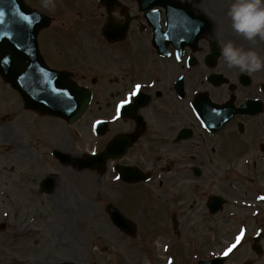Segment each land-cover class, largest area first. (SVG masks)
<instances>
[{
  "label": "flooded vegetation",
  "instance_id": "obj_1",
  "mask_svg": "<svg viewBox=\"0 0 264 264\" xmlns=\"http://www.w3.org/2000/svg\"><path fill=\"white\" fill-rule=\"evenodd\" d=\"M98 3L102 11L93 35L96 49L85 45L84 59L60 55L57 62L48 61L41 52L49 67L68 72L85 93L88 100L81 118L69 124L26 108L22 101L38 127L43 118L67 125L82 121L85 149L74 153V133L68 128L66 137L64 128L46 137L36 129L41 147H35L28 158L21 155L27 182L40 194H50L59 183L61 168L70 176L80 172L85 188L99 187L108 213V204L120 210L121 192L130 187L147 191L154 173L164 172L165 218L173 228L174 222L193 216L208 221L233 205L229 218L235 219L237 229L229 237H241L237 249L250 235L249 248L261 256L264 224L250 233L248 221L261 223L264 194L254 197L243 192L232 204L225 195L244 181L261 183L264 191V72L249 75L224 64L220 42L239 43L225 32L228 7L218 0H112L110 7L102 0ZM49 50L53 53L50 45ZM64 50L62 46L60 52ZM92 54H99L98 59ZM213 110L217 122L210 125L202 112L212 115ZM97 155L103 160L88 158ZM79 159L85 162L83 168ZM217 198L223 206L212 213L209 203ZM202 206L201 214L193 211ZM129 221L131 229L136 228ZM243 260L239 264L257 261Z\"/></svg>",
  "mask_w": 264,
  "mask_h": 264
},
{
  "label": "rangeland",
  "instance_id": "obj_2",
  "mask_svg": "<svg viewBox=\"0 0 264 264\" xmlns=\"http://www.w3.org/2000/svg\"><path fill=\"white\" fill-rule=\"evenodd\" d=\"M25 1L51 18L50 25L38 35L39 48L48 61L57 62L60 55L79 60L83 55L81 51H86L85 45L90 50L96 49L93 35L98 32L102 11L98 0H52L54 6L48 7L44 6V0ZM218 1L227 7L232 3V0ZM226 17L224 26L227 27L224 28L231 33L230 38L238 40V45L254 47L264 57V41L249 45L232 31L227 14ZM62 46L65 50L60 52ZM92 56L98 59L99 54ZM35 120V116L23 109L19 94L0 78V226L4 225L0 227V264H194L199 258L225 254L231 248L233 239L229 235L237 229L235 219L229 218L233 205H227L223 212L208 221L193 216L174 222L173 228V222L165 218L164 172L154 173L147 191L130 187L121 192L122 202L118 206L124 217L136 226L128 234L110 222L105 210L107 201L100 199L99 187L85 188L80 172L70 176L66 168H61L54 192L40 194L27 182L28 173L21 160L22 154L28 158L35 147H41L35 138L36 129L46 137L56 128H64V132L68 128L74 133L71 136L74 153L81 154L85 146L82 121L67 125L60 119L43 118L38 127ZM66 136L67 132L63 137ZM42 150H46L43 144ZM32 159L36 161L33 157L29 160ZM247 182L251 190L245 188ZM243 192L254 197L260 196L258 192L264 194L261 183L249 181L236 186L234 192L224 194L232 204ZM187 206L186 203L184 207ZM260 209L261 223L248 221L250 233L257 225L264 224V207ZM202 210L203 206L193 211L201 214ZM244 239L243 244L223 260L224 264H239L248 257L257 260L254 264H264V253L255 255L249 248L250 235ZM261 242L264 245V237Z\"/></svg>",
  "mask_w": 264,
  "mask_h": 264
},
{
  "label": "water",
  "instance_id": "obj_3",
  "mask_svg": "<svg viewBox=\"0 0 264 264\" xmlns=\"http://www.w3.org/2000/svg\"><path fill=\"white\" fill-rule=\"evenodd\" d=\"M111 5L112 0H102ZM50 17L31 8L25 0H0V77L21 96L23 105L42 114L55 115L73 123L83 114L88 98L76 87L65 71L49 68L40 54L38 32L50 23ZM214 113V114H213ZM212 115L202 112L203 118L212 125L217 122ZM214 119L215 121L211 120ZM212 121V122H211ZM60 157L62 152L55 151ZM102 161L99 155L88 157ZM79 159V167H84ZM211 212L221 207V199L209 203ZM112 222L126 232L132 231L128 221L112 204L107 205ZM223 258L196 264H222ZM59 264H73L62 262Z\"/></svg>",
  "mask_w": 264,
  "mask_h": 264
},
{
  "label": "clouds",
  "instance_id": "obj_4",
  "mask_svg": "<svg viewBox=\"0 0 264 264\" xmlns=\"http://www.w3.org/2000/svg\"><path fill=\"white\" fill-rule=\"evenodd\" d=\"M54 6L52 0H44V6ZM227 16L232 31L254 46L264 41V0H232ZM221 57L228 68L252 75L264 70V57L254 47L239 46L231 40L220 42Z\"/></svg>",
  "mask_w": 264,
  "mask_h": 264
},
{
  "label": "snow or ice",
  "instance_id": "obj_5",
  "mask_svg": "<svg viewBox=\"0 0 264 264\" xmlns=\"http://www.w3.org/2000/svg\"><path fill=\"white\" fill-rule=\"evenodd\" d=\"M137 87H139V86H137ZM133 95H135V93H133ZM239 239H240V237H237V242H239ZM232 247H235V245H233ZM229 251H231V249H229ZM227 253H225V255H226Z\"/></svg>",
  "mask_w": 264,
  "mask_h": 264
},
{
  "label": "bare ground",
  "instance_id": "obj_6",
  "mask_svg": "<svg viewBox=\"0 0 264 264\" xmlns=\"http://www.w3.org/2000/svg\"><path fill=\"white\" fill-rule=\"evenodd\" d=\"M241 243H242V241L240 242V244H241ZM235 249H236V248H235ZM235 249H234V250H235ZM234 250H233V251H234ZM230 254H232V252H231ZM230 254H229L228 256H230Z\"/></svg>",
  "mask_w": 264,
  "mask_h": 264
}]
</instances>
